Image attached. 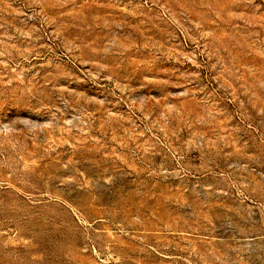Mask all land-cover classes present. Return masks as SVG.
I'll use <instances>...</instances> for the list:
<instances>
[{
    "label": "rangeland",
    "instance_id": "1",
    "mask_svg": "<svg viewBox=\"0 0 264 264\" xmlns=\"http://www.w3.org/2000/svg\"><path fill=\"white\" fill-rule=\"evenodd\" d=\"M0 264H264V0H0Z\"/></svg>",
    "mask_w": 264,
    "mask_h": 264
}]
</instances>
